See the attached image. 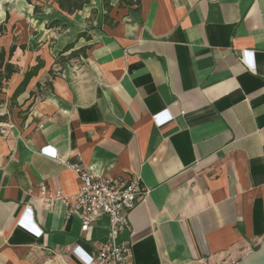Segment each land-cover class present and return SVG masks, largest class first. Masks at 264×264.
<instances>
[{
	"label": "crops",
	"instance_id": "obj_1",
	"mask_svg": "<svg viewBox=\"0 0 264 264\" xmlns=\"http://www.w3.org/2000/svg\"><path fill=\"white\" fill-rule=\"evenodd\" d=\"M10 2L0 45L15 44L18 72L0 90V264H83L72 248L85 258L110 241L108 216L83 231L61 199H44L42 188L78 192L69 163L148 191L118 237L133 246L122 264H238L259 246L264 0H90L73 13ZM27 209L40 235L20 223Z\"/></svg>",
	"mask_w": 264,
	"mask_h": 264
},
{
	"label": "built area",
	"instance_id": "obj_2",
	"mask_svg": "<svg viewBox=\"0 0 264 264\" xmlns=\"http://www.w3.org/2000/svg\"><path fill=\"white\" fill-rule=\"evenodd\" d=\"M48 156L67 161L57 150H50L49 145L41 150ZM69 167L76 172L80 178V188L73 196H66L61 190L55 193L48 192L42 188L44 199L50 203L61 199L66 207V218L78 216L81 220V229L88 230L91 225L98 221L101 216H108L110 220V241L105 242L94 255L82 258L80 246L72 248V252L83 264H122L133 256V246L130 240H118L122 230L129 227L130 214L137 206L140 198L147 194L138 178L128 181H119L109 175H100L89 168L78 164L69 163ZM26 216L20 223L30 229L33 233L40 235L32 222L27 209ZM24 213V214H25ZM26 218L27 222H26Z\"/></svg>",
	"mask_w": 264,
	"mask_h": 264
},
{
	"label": "trees",
	"instance_id": "obj_3",
	"mask_svg": "<svg viewBox=\"0 0 264 264\" xmlns=\"http://www.w3.org/2000/svg\"><path fill=\"white\" fill-rule=\"evenodd\" d=\"M59 3V7L62 10L68 11L69 13H73L77 10H80L84 7L85 3H88L90 0H57ZM28 3L34 5L35 12H40L43 8L41 3H46L47 0H27ZM111 8V6H108ZM9 15L7 16L8 19ZM7 20L0 23V37L4 36L7 31L6 23ZM73 44V43H72ZM71 44V45H72ZM71 45L66 46V48L71 47ZM15 44L10 47L9 52L5 49L4 46L0 45V90L4 87L5 82L8 81L16 72H18V67L11 61L14 51ZM43 66V63L39 61L36 65L30 67L24 75L23 80L17 87L14 92V96L18 95L22 92L26 87L30 79L36 75L39 69Z\"/></svg>",
	"mask_w": 264,
	"mask_h": 264
},
{
	"label": "water",
	"instance_id": "obj_4",
	"mask_svg": "<svg viewBox=\"0 0 264 264\" xmlns=\"http://www.w3.org/2000/svg\"><path fill=\"white\" fill-rule=\"evenodd\" d=\"M238 264H264V239L257 248L245 254Z\"/></svg>",
	"mask_w": 264,
	"mask_h": 264
},
{
	"label": "rangeland",
	"instance_id": "obj_5",
	"mask_svg": "<svg viewBox=\"0 0 264 264\" xmlns=\"http://www.w3.org/2000/svg\"><path fill=\"white\" fill-rule=\"evenodd\" d=\"M11 2L10 0H0V20H2L5 16V12L8 8H10ZM6 38L4 36L0 37V44L4 43Z\"/></svg>",
	"mask_w": 264,
	"mask_h": 264
}]
</instances>
